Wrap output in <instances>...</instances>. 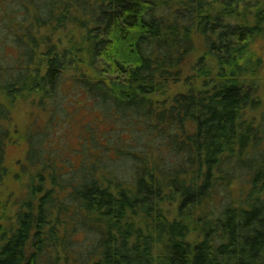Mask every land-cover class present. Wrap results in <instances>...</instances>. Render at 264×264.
Here are the masks:
<instances>
[{"label":"trees","instance_id":"1","mask_svg":"<svg viewBox=\"0 0 264 264\" xmlns=\"http://www.w3.org/2000/svg\"><path fill=\"white\" fill-rule=\"evenodd\" d=\"M17 1L35 14L1 18L0 264H264V0ZM65 75L142 133L130 181L56 164Z\"/></svg>","mask_w":264,"mask_h":264},{"label":"rangeland","instance_id":"2","mask_svg":"<svg viewBox=\"0 0 264 264\" xmlns=\"http://www.w3.org/2000/svg\"><path fill=\"white\" fill-rule=\"evenodd\" d=\"M7 12L17 23L34 17L33 14L35 12L32 13L22 2L20 3L17 0H0V39L4 35L6 39L12 40L10 37L8 38L5 23L1 20V18H6L5 20L10 21L12 25L15 24L14 21L8 19ZM28 21L30 20L28 19ZM14 26L16 29L17 24ZM48 31V29L42 31L47 39L51 37L50 41H53V43L64 39L62 47L66 46L67 37H64V34H61L62 38L59 35H51ZM7 44H12V42L8 41V43L6 42ZM8 49L10 50L11 48L8 46ZM8 49L5 48L3 52ZM256 49L264 58V38L257 43ZM8 54H11V52L9 51ZM195 61L196 57L188 61L187 72ZM259 84L260 94L264 97V68ZM172 85L170 95L187 90V86L184 83ZM75 87L71 76L65 75L58 90V98L57 96L55 98V102L56 100L59 102V104L57 103L58 107H51L53 113H57L59 116L56 117L53 127H50L49 124L46 126L47 135H51L48 143H52L51 149L55 151L56 164L66 168L67 165L77 167L78 165H89L98 161L99 165L110 175L130 181L133 172L132 166L138 160L130 156L129 153L138 154L142 157L141 153L144 154L146 152L145 147L148 145L144 138L141 137L142 133L137 132L127 120L113 116L110 109H99L103 112L102 114L86 94ZM24 106V109L16 113V116L18 115L24 119V123L28 122L29 124L30 120L35 121L39 118H41L40 121L44 119L48 122V115L44 112L42 113V108L38 106V103H26ZM254 114L257 115L260 121L264 114V107L261 111ZM20 121L22 122V119ZM27 150V146L23 142H19L11 148L10 157L14 163H17L19 162L18 159L26 155ZM152 161L157 164L158 157L156 154L153 156ZM9 166L13 168L14 165ZM236 186L238 187L236 192H239L240 182H237ZM9 190L11 191V188L7 187V185L0 186V199Z\"/></svg>","mask_w":264,"mask_h":264}]
</instances>
